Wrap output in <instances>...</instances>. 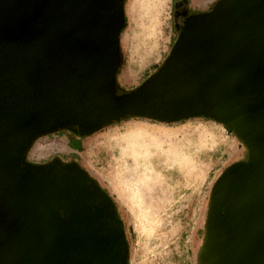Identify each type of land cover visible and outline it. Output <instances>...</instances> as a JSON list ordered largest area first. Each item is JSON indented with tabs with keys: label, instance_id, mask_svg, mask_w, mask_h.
I'll return each mask as SVG.
<instances>
[{
	"label": "water",
	"instance_id": "95a60500",
	"mask_svg": "<svg viewBox=\"0 0 264 264\" xmlns=\"http://www.w3.org/2000/svg\"><path fill=\"white\" fill-rule=\"evenodd\" d=\"M124 0H0V264H128L112 200L35 140L128 118L205 117L247 149L213 186L198 264H264V0L188 17L162 65L117 93Z\"/></svg>",
	"mask_w": 264,
	"mask_h": 264
},
{
	"label": "rangeland",
	"instance_id": "374dc122",
	"mask_svg": "<svg viewBox=\"0 0 264 264\" xmlns=\"http://www.w3.org/2000/svg\"><path fill=\"white\" fill-rule=\"evenodd\" d=\"M176 1L182 0H124L117 75L123 90L140 86L169 55L179 36L173 28ZM217 1L184 0V5L208 12ZM55 141L64 148L54 151ZM38 145L41 156L33 155ZM246 156L243 143L209 118L174 123L130 118L90 136L67 129L42 136L25 163L62 159L83 168L115 206L128 264H198L213 186Z\"/></svg>",
	"mask_w": 264,
	"mask_h": 264
},
{
	"label": "flooded vegetation",
	"instance_id": "af4514ba",
	"mask_svg": "<svg viewBox=\"0 0 264 264\" xmlns=\"http://www.w3.org/2000/svg\"><path fill=\"white\" fill-rule=\"evenodd\" d=\"M173 9H174L173 10V28H174L175 32L177 33V35L180 34V32L182 30L183 23L188 17H190L192 15H196V14L206 12V11L194 12V11L190 10L189 8H187L184 5V0L176 1L175 3H173ZM60 162H62L63 164H74L75 163V162H64L62 159H60ZM113 210H114V208H113ZM115 217H116V215H115Z\"/></svg>",
	"mask_w": 264,
	"mask_h": 264
},
{
	"label": "crops",
	"instance_id": "0c3cea01",
	"mask_svg": "<svg viewBox=\"0 0 264 264\" xmlns=\"http://www.w3.org/2000/svg\"><path fill=\"white\" fill-rule=\"evenodd\" d=\"M123 77H124V74H123ZM124 78H126V77H124ZM57 144L53 147L54 148V151H56V150H61V149H63L64 148V145L62 144V143H60V142H58V141H55ZM56 147V148H55ZM42 151H44L43 150V147L41 146V145H38L35 149H34V151H33V155H38V156H41V155H43V152ZM53 151V150H52ZM42 152V153H41ZM48 153V152H47Z\"/></svg>",
	"mask_w": 264,
	"mask_h": 264
},
{
	"label": "trees",
	"instance_id": "16d2710c",
	"mask_svg": "<svg viewBox=\"0 0 264 264\" xmlns=\"http://www.w3.org/2000/svg\"><path fill=\"white\" fill-rule=\"evenodd\" d=\"M131 91V90H130ZM126 92H129V91H125V90H123L122 88H120L119 86H118V84H117V93L118 94H122V93H126ZM201 118H204V117H201ZM128 119H130V118H128ZM141 119V118H140ZM184 120H187V119H184ZM182 121V120H181ZM116 123V122H115ZM70 131H72V130H70ZM77 135H79L77 132H75ZM228 133L229 134H233L232 132H230V131H228ZM80 136V135H79ZM102 190V189H101ZM103 191V190H102ZM104 192V191H103ZM105 193V195L106 196H108L107 194H106V192H104ZM115 206L113 205V208H114ZM114 211H115V209H114ZM116 215V214H115ZM117 218V217H116Z\"/></svg>",
	"mask_w": 264,
	"mask_h": 264
}]
</instances>
